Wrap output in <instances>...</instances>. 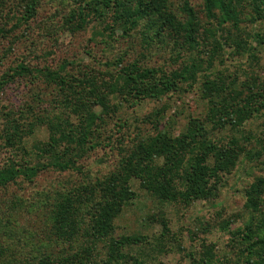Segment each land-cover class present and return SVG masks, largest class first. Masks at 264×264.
<instances>
[{
  "label": "trees",
  "instance_id": "1",
  "mask_svg": "<svg viewBox=\"0 0 264 264\" xmlns=\"http://www.w3.org/2000/svg\"><path fill=\"white\" fill-rule=\"evenodd\" d=\"M78 2V11H72L67 19L73 30L86 28L93 19L103 24L101 31L94 32L93 41L99 36L131 35L140 30L144 49L154 44H172L181 64L169 70L141 65L138 60L125 63L121 56L112 63L113 71L91 67L79 74L66 65L49 69L18 64L15 71L21 79H26L27 84L45 83L54 99L48 115L32 102L18 112L1 110L5 121L0 137L6 150H10V158L0 167V187L21 178L32 182L49 169L82 173V158L101 146L102 134L111 125L109 120L125 104L136 107L146 100H162L171 93L195 90L206 112L202 116L191 115L178 134L170 126L161 127L165 108L149 113L144 120L154 124L155 133L139 130L106 175L72 184L58 193L49 215L50 230L56 240L69 245L82 241L80 247L73 252L42 254L38 259L16 263L14 254H7L9 250L0 243V264H149L140 255L131 254L129 247L153 243L165 249L167 239H173L174 234L163 205L215 201L226 175L232 173L241 157L254 160L264 151V137L245 126L264 110V78L256 71L243 70L239 74L237 68L232 74L226 55L227 49L233 48L236 53L257 60L264 35L246 30L242 23L243 17H252L251 22L264 21V0H202L201 11L208 17L207 22L199 18L189 0L182 3L184 17L175 13L173 0ZM22 3L24 10L15 17L16 28L37 15L40 0ZM7 4V0H0L1 19L10 13L6 12ZM5 31V26L0 27L1 36ZM32 100L37 101V96ZM98 105L103 106L100 113L95 110ZM125 124L121 122L120 128ZM41 125L47 126L48 139L28 149L25 138ZM134 179L140 181L161 209L148 216L162 226L155 242L143 234L115 235L116 219L138 196L132 186ZM244 193L241 213L215 223L233 235L230 242L236 264H264V176L257 177ZM237 217L242 222L234 228ZM201 226L210 230L208 224L202 222ZM185 231L187 238L195 241V231L190 227ZM197 239L201 244L199 256L190 246L186 249L179 242L178 247L187 251L192 264H217L220 258L215 243L205 237ZM100 245L105 256L99 252Z\"/></svg>",
  "mask_w": 264,
  "mask_h": 264
},
{
  "label": "rangeland",
  "instance_id": "2",
  "mask_svg": "<svg viewBox=\"0 0 264 264\" xmlns=\"http://www.w3.org/2000/svg\"><path fill=\"white\" fill-rule=\"evenodd\" d=\"M189 1L199 18L207 22L208 17L201 11L202 0ZM7 3L6 12H10L7 13L9 18H0V27L5 26L6 29L5 35H0V112L5 108L7 111L18 112L30 102L41 109L42 114L48 115V112L52 111H48L54 99V95H49L51 88L41 81L27 84L26 79H21L15 71L21 62L31 66H47L49 69L66 65L76 74L91 67L104 72L113 71L115 66H112V63L118 61L121 56L125 58V63L138 60L141 65L162 66L169 70L181 64L172 44L167 47L154 44L150 49H144L140 30L133 31L131 35L116 33L104 38L99 36L96 41L92 40L94 32L103 29V24L98 20H91L84 29L73 30L67 19L72 11H78V0H40L37 15L27 23L22 22L17 28L14 26L15 17L21 16L24 5L22 0H7ZM182 3L183 0H173V9L179 16L184 17ZM243 18L242 26L246 30L252 33L259 31L264 35V21L251 22L252 17ZM227 51L229 72L233 74L236 68L239 74L244 73L243 70L256 71L264 78V44L259 49L257 60L248 57V54L236 53L233 48ZM238 65L242 67L239 68ZM34 95L37 96V101L32 100ZM40 99L43 102H40ZM160 108H165L161 127L170 126L175 134L180 133L191 115L202 116L206 112L204 103L199 100L195 90L171 93L162 100H146L136 107L125 104L121 111L109 120L111 125L102 134L101 146L82 158V173L49 169L42 171L32 182L21 178L0 187V243L9 250L7 254H14L16 263L28 258L38 259L42 254L55 256L63 251L73 252L81 246L80 240L70 245L56 240L50 230L49 215L58 193L66 191L72 184L106 175L119 162L124 148L132 143L139 130L155 133L154 124L144 119L149 113ZM95 110L100 113L103 106H95ZM4 121L1 112L0 133ZM121 122L126 123L123 128L119 126ZM245 126L264 137V110L248 120ZM48 135L46 125L37 126L34 133L25 138L27 148L47 140ZM109 141L111 144H107ZM7 158H10V150H6L0 137V167ZM259 176H264V151L254 160L242 156L232 173L226 175L225 185L215 201L201 200L190 206L174 203L163 205L171 233L174 234L173 239H167L165 249L156 247L153 243L133 245L129 247L130 253L140 255L149 264H192L187 251L179 249L178 244L180 242L186 249L190 246L199 256L202 253L200 240L197 238L205 237L209 243H215L217 246L216 253L220 258L217 264H236L237 257L235 258L231 250L230 242L233 235L221 230L215 222L229 216L235 218L234 216L241 213L246 199L244 189ZM132 186L138 196L116 219L115 235L143 234L155 242L156 237L161 234L162 226L149 220L148 216L161 210L159 204L142 188L139 180L134 179ZM218 212L220 214L217 216ZM202 222L208 224L209 231L203 230ZM241 222V219H238L232 227H237ZM188 227L195 231V241L187 238L185 229ZM102 247L99 246V252L105 256ZM224 254L227 255L226 258Z\"/></svg>",
  "mask_w": 264,
  "mask_h": 264
}]
</instances>
